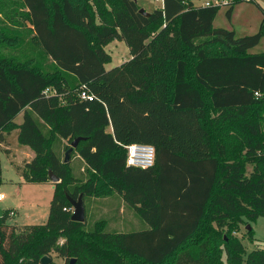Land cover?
Segmentation results:
<instances>
[{
  "label": "trees",
  "instance_id": "trees-1",
  "mask_svg": "<svg viewBox=\"0 0 264 264\" xmlns=\"http://www.w3.org/2000/svg\"><path fill=\"white\" fill-rule=\"evenodd\" d=\"M241 1L227 4L228 17ZM140 9L137 0H0V151L10 154L18 129L35 152L17 166L24 181L51 183L49 170L61 178L45 224H11L4 211L0 264H42L53 252L63 264H212L207 223L234 233L244 217L264 216V53H248L264 16L259 31L237 36L214 26L220 5ZM115 39L132 57L108 70ZM78 137L87 177L75 182L59 145ZM132 143L155 146L154 166L127 165ZM81 193L123 199L146 226L74 221L68 195ZM224 249L230 264H264V248L244 259L238 237Z\"/></svg>",
  "mask_w": 264,
  "mask_h": 264
},
{
  "label": "rangeland",
  "instance_id": "rangeland-1",
  "mask_svg": "<svg viewBox=\"0 0 264 264\" xmlns=\"http://www.w3.org/2000/svg\"><path fill=\"white\" fill-rule=\"evenodd\" d=\"M138 4L148 12L161 6V2L156 0H138ZM227 9V5H220V10L214 21L215 27L235 30L237 36L253 34L259 31L264 16V0H243L236 3L231 17L227 16ZM105 49L112 56L111 60L106 64L108 70L130 60L132 57L130 48L124 40L115 39L108 43ZM216 53H219V51H216ZM248 53H264V35L260 43L249 49ZM21 120L22 115L16 119V121ZM7 139L9 144L8 147L10 148L8 151L10 154L4 149L0 151V168L2 170L0 191L6 196V198L0 202V205L4 210H14V212H16V215H10L9 222H17L20 225L45 224L48 220L50 204L55 194V187L52 183L25 182L21 179V175L17 170V165L21 164L25 159L29 160L31 158L30 156L34 155V151L29 146L20 142L17 129L11 131V133L7 135ZM66 143L67 142H62L60 145L58 144L60 154L64 156V159L67 150L63 152V146ZM75 149L73 153H71L68 162L71 164V173L75 177L74 181L77 182L80 181V179L84 180L87 176L85 170L86 165ZM252 169L253 166L249 164L247 166V172L249 173ZM111 199L116 202L118 201L114 196L103 198L87 197L84 199L87 209V221L94 222L97 219L105 218L109 222L110 217L108 213H103L102 206L106 200ZM134 214L135 217H137V221L139 220L141 223H144L136 213ZM248 225L252 226V230H250L251 235L247 228ZM131 226V229H137L136 223H132ZM226 226V228L222 229L216 222H213L207 223L203 229L209 231L210 236H207L208 238L211 237L214 242L211 256L212 264H221L222 261L223 264H230L227 251L224 249V252H221V249L226 247L228 242L235 241L236 237H238L244 245V259H246L248 254L254 249L264 248V216L259 217L255 221L244 217V220L240 224V229L234 233L230 230L229 225ZM107 229L110 230L111 226H108ZM201 235L202 234L199 236ZM63 263L64 259L59 256L57 252H53L52 261L49 264ZM242 264H245V260Z\"/></svg>",
  "mask_w": 264,
  "mask_h": 264
},
{
  "label": "built area",
  "instance_id": "built-area-1",
  "mask_svg": "<svg viewBox=\"0 0 264 264\" xmlns=\"http://www.w3.org/2000/svg\"><path fill=\"white\" fill-rule=\"evenodd\" d=\"M161 2V8L165 6V0H156ZM187 1V0H184ZM233 0H192L194 5L196 6H212V5H227ZM246 1H254V0H246ZM50 89L45 90V94H49ZM80 97L85 99L91 97V95L86 91L82 90L80 92ZM127 149V165L141 168H149L154 166L156 161V148L150 144H142V143H132L126 145ZM5 198L4 193H0V201Z\"/></svg>",
  "mask_w": 264,
  "mask_h": 264
},
{
  "label": "crops",
  "instance_id": "crops-1",
  "mask_svg": "<svg viewBox=\"0 0 264 264\" xmlns=\"http://www.w3.org/2000/svg\"><path fill=\"white\" fill-rule=\"evenodd\" d=\"M20 115H22V120L21 121H16L18 124H20L23 121V114H20ZM30 157H31L30 159H33L35 157V152H34V155L30 156ZM30 159L29 160L25 159L24 161H26V160L30 161ZM24 161L21 164H18L17 166L23 165ZM21 179H23L22 176H21ZM17 192H18V189H17ZM0 193H2V192L0 191ZM5 198H6V196H5ZM116 198L118 200L117 202L113 201L112 199L111 200H106L103 203V206H102L103 213H108V216L110 217L109 218L110 221L108 222V224H109V226H111V229H114V230L119 231V232L120 231L121 232L132 231L133 230V228L131 229L132 223H136L137 224V229L144 228L146 226L145 223H141L139 220L137 221V217H135L134 213H136V211L133 208H131V207H127V205L125 204L123 199H121L119 197H116ZM0 208L3 211H5L3 209V207H1V205H0ZM131 212H132V215H131ZM9 213H10V215H16V212H14V210H12V211L10 210ZM9 221L10 220L8 219V223L20 225L17 222H9ZM137 229H134V230H137Z\"/></svg>",
  "mask_w": 264,
  "mask_h": 264
},
{
  "label": "water",
  "instance_id": "water-1",
  "mask_svg": "<svg viewBox=\"0 0 264 264\" xmlns=\"http://www.w3.org/2000/svg\"><path fill=\"white\" fill-rule=\"evenodd\" d=\"M140 13H142L143 15H150V12L146 11L144 8L140 9ZM82 137H78L76 138L71 147L66 151V155H65V162L69 161L70 155L72 153V151L78 146V143L80 141ZM49 177H50V181L54 184V183H58L61 181V178L59 176H57L52 170H49ZM69 201L72 205V209H73V213H72V219L74 221L77 222H85L86 221V205H85V201H84V197H83V193H81L79 195V197L77 199L71 197L70 195H68ZM4 214V211L0 208V217H2ZM248 230L252 229L251 225L247 226ZM52 261V258L49 256H44L41 259L42 264H49ZM76 259L73 258L70 261V264H75Z\"/></svg>",
  "mask_w": 264,
  "mask_h": 264
}]
</instances>
